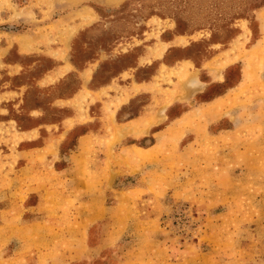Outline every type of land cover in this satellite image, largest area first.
<instances>
[{
	"label": "rangeland",
	"instance_id": "rangeland-1",
	"mask_svg": "<svg viewBox=\"0 0 264 264\" xmlns=\"http://www.w3.org/2000/svg\"><path fill=\"white\" fill-rule=\"evenodd\" d=\"M0 264H264V0H0Z\"/></svg>",
	"mask_w": 264,
	"mask_h": 264
},
{
	"label": "crops",
	"instance_id": "crops-1",
	"mask_svg": "<svg viewBox=\"0 0 264 264\" xmlns=\"http://www.w3.org/2000/svg\"><path fill=\"white\" fill-rule=\"evenodd\" d=\"M39 203H40V201H39ZM40 204H41V203H40ZM16 258H18V256H17Z\"/></svg>",
	"mask_w": 264,
	"mask_h": 264
},
{
	"label": "bare ground",
	"instance_id": "bare-ground-1",
	"mask_svg": "<svg viewBox=\"0 0 264 264\" xmlns=\"http://www.w3.org/2000/svg\"><path fill=\"white\" fill-rule=\"evenodd\" d=\"M218 71V70H217Z\"/></svg>",
	"mask_w": 264,
	"mask_h": 264
}]
</instances>
